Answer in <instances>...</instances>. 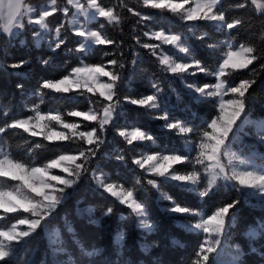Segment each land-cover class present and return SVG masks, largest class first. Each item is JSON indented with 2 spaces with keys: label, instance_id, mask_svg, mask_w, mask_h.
I'll return each mask as SVG.
<instances>
[{
  "label": "snow or ice",
  "instance_id": "obj_1",
  "mask_svg": "<svg viewBox=\"0 0 264 264\" xmlns=\"http://www.w3.org/2000/svg\"><path fill=\"white\" fill-rule=\"evenodd\" d=\"M142 4L158 12H141L123 0L118 5L104 0H0V74L23 76L30 66L25 55L14 57L9 51L18 40L26 44L19 39L25 34H30L36 48L46 47L38 60L47 69L56 67L61 53L74 58L70 70L41 77L34 89H27L23 82L15 84L25 98L26 114L11 115L7 107L0 112V264H19L24 248L37 237L47 240L39 264H179L159 239L146 241L160 228L148 201L136 195L142 180L156 192L158 201L168 202L164 214L199 237L190 264H250L249 256H257L252 264H264V215L253 218L245 243L231 242L242 201L254 200L253 207L264 209V102L259 115H252L253 85L264 70V0H237L228 6L238 10L250 5L258 16L259 39L254 38L256 33H248L240 41L236 37L249 18L228 15L223 0H142ZM125 9L137 17L130 33L134 41L128 46L130 59H125L124 40L106 31L121 26ZM164 13H170L181 30L161 26L157 17ZM140 25L141 33L136 34ZM217 33L223 39L216 38ZM138 49L148 50L158 69L171 74L165 79H178L188 90L190 104L185 107L190 115L170 114L159 77L149 79L147 92L130 94ZM94 53L103 55L88 62ZM126 63L131 65L127 75L122 72ZM236 72L242 76L230 78ZM73 91L85 97V109L64 113L41 108L49 94ZM191 104L211 105L207 118L192 111ZM128 106L142 108L163 121L160 128L177 143L161 147L156 134L129 119ZM246 126L250 132H245ZM13 130L42 140L29 142L24 137V154H17L19 145L14 148L10 143ZM109 132L131 147L116 144L101 152ZM249 135L252 138L246 141ZM44 142L52 146L50 155L33 159L32 152ZM102 162H116L117 167L132 172V182L112 179ZM85 182L128 211L114 212L112 202L103 206L99 216L92 205L81 208L76 197ZM163 184L194 194L200 203L178 201L162 190ZM222 189L235 195L225 193L205 208ZM73 200L77 216L87 217L79 230L63 212ZM114 215L120 223L108 231L104 221ZM57 219L63 220L68 239L54 224ZM90 226L97 231L90 232ZM172 243L180 242L174 239Z\"/></svg>",
  "mask_w": 264,
  "mask_h": 264
},
{
  "label": "trees",
  "instance_id": "obj_2",
  "mask_svg": "<svg viewBox=\"0 0 264 264\" xmlns=\"http://www.w3.org/2000/svg\"><path fill=\"white\" fill-rule=\"evenodd\" d=\"M32 3L40 2V0H30ZM125 4L130 7H133L136 10L141 12H153L156 13L158 10L145 8L142 4V0H123ZM237 0H223V7L226 9L228 15L233 14H242L245 17L249 18L248 23L241 30V34H238L236 39L240 41L243 39L244 35L248 33H256L254 38L259 39L260 32V22L257 14L254 12L253 8L249 5L244 9H229L230 4L236 3ZM104 3L108 4H116L120 3V0H104ZM123 20L122 24L118 28H106V31L109 35L122 38L125 42V59H130L129 45L134 44V41L130 39V33L132 30L137 17L133 16L132 13L127 12V10H123L121 13ZM157 20L161 26L165 29L171 28L173 31L181 30V25L175 18H171L170 13H164L161 16L157 17ZM122 28V34H121ZM143 25H140L136 28V34H140ZM208 31V29H204ZM216 38L223 39V36L220 34H216ZM19 39L25 40L26 44L21 45L19 40L16 42V46L11 48L9 51L12 56L18 57L21 55H25L31 63L30 66L24 71L23 76H4L0 74V112L4 110L5 107L10 109L11 115H24L26 114V109L24 107L25 98L21 96L20 90L15 87V84L19 82H23L27 89H34L37 86V80L44 76H58L59 74L70 70L71 66L74 65V58L68 53H61L56 58V67L53 69H47L39 63L38 58L47 51L45 46H41L40 48H36L31 41L30 34H25V36L20 37ZM142 40H147V37L141 36ZM155 42V41H152ZM195 43V41H194ZM140 52L139 62L136 68V77L131 82V92L130 94L135 95L136 93H144L149 90V79L161 78L162 87H163V98L166 102L168 111L172 116L177 117H187L190 113L186 110V105L190 104V96L187 89L184 87L182 83L178 79L170 78L165 79V77H170L171 74L163 73L158 69L157 62L155 57H152L148 50L138 49ZM102 53H94L89 56L88 62L98 61ZM111 57H103L104 60L110 59ZM251 67V66H250ZM131 65L126 63L125 68L122 72L127 75ZM141 69L143 71H141ZM198 77H203V74H197ZM242 74L240 72H236L232 74L230 78H240ZM256 84L253 85V88L256 90L254 93V97L256 99V104L254 105V111L252 115L255 117L259 115L261 111V103L264 102V70H260L259 74L256 76ZM175 89V92L172 91ZM47 91V90H46ZM127 93L129 89H124ZM251 91V89H250ZM91 95V94H86ZM179 96V99L177 98ZM70 98H63V97ZM95 99V97H93ZM28 103H31L29 100ZM86 99L83 96H79L76 91L70 92L68 94H60V93H51L45 97L44 103L41 104L42 109L48 110H59L61 112L66 113L68 110L72 108H77L79 110H83L86 108ZM211 105L200 106L191 104L192 111H195L199 116L207 118V113L211 111ZM129 119L146 130L154 133L158 137V144L163 147L164 145L171 143L176 144L177 140L172 138L171 134L165 135L164 130L160 128V125L163 121L155 120L147 112L136 106H128L127 108ZM69 120H79V118L74 117H66ZM3 119V116L0 115V120ZM91 123V122H84ZM15 135L13 136L10 143L13 144L15 148L16 145H19L16 148L17 154L23 155L24 149L26 145L23 142L24 137H28L27 133H23L22 130H13ZM108 139L106 140L105 145L101 147V152L106 150H110L116 144H119L120 147H131L125 146L122 143V138H119L114 132H109ZM246 139H249L247 136ZM29 142L32 140H42L41 137H28ZM135 144V143H134ZM51 145L48 142H44V146L40 149H35L32 152V157L35 160H40L43 157L50 155ZM99 155V154H98ZM102 167H104L105 172L109 173L112 176V179L119 180L120 182H124L126 184L131 183L133 179V173L128 171L125 168H119L116 166V162H111L104 164L102 162ZM130 167L135 168L134 165H130ZM141 170L136 169V174L140 175ZM162 190L171 194L178 201L187 203V204H198L200 203L194 194L181 192L176 187L171 184H163L161 186ZM235 195L234 192H231L228 189H222L220 193L216 196H213L211 200L208 201V204L204 205L205 208L210 207L213 203L218 202L219 200L224 198V194ZM136 195L140 198L146 199L150 206V212L152 217L156 220L159 225L160 231L156 234L150 235L146 237V241L150 242L153 239H159L162 247H167L170 249L169 256L171 259L179 261V264H190V261L194 259V253L197 248L199 237L197 235L188 233L180 227L177 221L171 220L169 216L165 215L163 212V207L168 203L167 201H158L156 199V192L153 191L150 186L146 185L145 181H141V184L137 186ZM76 199L81 200L80 207L85 208L89 205L94 206L96 216H99L103 206L112 202V207L115 211L123 209L125 212L128 210L124 208V206L120 205L118 202H113L114 198H111L107 193L101 192V190H97L92 186L91 182H85L80 191L77 194ZM255 201L243 202L241 211L237 213V218L235 221V225L232 228V237L231 242H240L241 244L245 243L247 240V236L245 233L247 232V227L251 225L253 218H259L261 215H264V209L259 207H253ZM63 212L67 213V218L73 223V225L79 230L80 226L87 221V217L77 216L75 203L73 201H69L68 204L64 207ZM104 223L108 227V231L115 229L117 225L120 223L119 217L114 215L111 219H105ZM54 224L57 227L61 228L62 234L65 239H68V233L64 229L63 220L57 219L54 221ZM126 225H129V222H125ZM90 232H95L97 229L95 226H90ZM139 232L137 229L132 234L136 235ZM178 240L179 244H173V240ZM183 245L181 247L180 245ZM47 240L42 237H37L30 241V243L24 248L21 257L19 259V264H39V262L44 258V253L46 251ZM138 247V246H137ZM33 249H35V255L33 256ZM257 259V256H249L248 260L250 264Z\"/></svg>",
  "mask_w": 264,
  "mask_h": 264
},
{
  "label": "rangeland",
  "instance_id": "obj_3",
  "mask_svg": "<svg viewBox=\"0 0 264 264\" xmlns=\"http://www.w3.org/2000/svg\"><path fill=\"white\" fill-rule=\"evenodd\" d=\"M163 47H164V48H169L170 46L165 45V46H163ZM105 79H106V78H105ZM187 91H188V90H187ZM79 119H80V118H79ZM81 126L83 127V125H81ZM245 132H246V133H247V132H250V128L246 126V128H245ZM246 137H247V136H246ZM246 137H245V140H246V141L252 138L251 135L248 136L249 139H246ZM134 143H136V142H134Z\"/></svg>",
  "mask_w": 264,
  "mask_h": 264
}]
</instances>
